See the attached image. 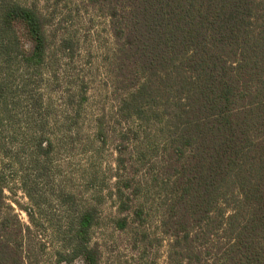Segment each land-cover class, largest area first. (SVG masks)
<instances>
[{"label": "trees", "instance_id": "16d2710c", "mask_svg": "<svg viewBox=\"0 0 264 264\" xmlns=\"http://www.w3.org/2000/svg\"><path fill=\"white\" fill-rule=\"evenodd\" d=\"M86 1L113 38L115 124L86 118L77 42L53 38L35 5L0 0V264H26L30 232L6 202L8 177L29 220L48 219L56 264H100L94 159L111 138L119 228L154 215L170 264H264V0ZM79 146L92 159L74 177L90 196L64 170Z\"/></svg>", "mask_w": 264, "mask_h": 264}, {"label": "rangeland", "instance_id": "374dc122", "mask_svg": "<svg viewBox=\"0 0 264 264\" xmlns=\"http://www.w3.org/2000/svg\"><path fill=\"white\" fill-rule=\"evenodd\" d=\"M18 1L35 5L48 16L47 27L53 38L71 37L77 42L78 51L72 70L77 72L87 85L86 118L93 120L105 113L104 118L115 124L117 120L113 114L116 109L117 94L111 91L107 72L108 59L112 55L113 38L107 18L86 0ZM84 126V129L88 128L86 123ZM114 142L111 138L103 151L94 159L97 170L102 171L101 178L105 180L103 181L105 182L103 183L104 198L98 202L99 223L92 232V240L98 243L100 250V264H170L167 257L169 237L160 231L158 220L154 215L144 225L137 226L132 223L126 228L117 226L116 218L127 213L118 212L114 198L109 195L113 187L116 166ZM68 154L71 157L64 170L73 174L69 185L72 182L82 194H91L90 190L87 192L82 186V178L77 179L74 176L85 172L92 158L89 159L80 146L74 147ZM65 159L67 160L66 157ZM6 180L4 186L6 202L13 207L20 221L30 226L24 244L25 263L56 264L54 255L57 247L56 239L48 219H40L38 224H33L23 209L30 204V201L21 189L18 179L8 177ZM92 201L94 202L93 199ZM46 211L47 214L55 211L62 214L60 207L53 202L47 204ZM47 214L45 218L49 217ZM73 264L82 263L76 259Z\"/></svg>", "mask_w": 264, "mask_h": 264}]
</instances>
